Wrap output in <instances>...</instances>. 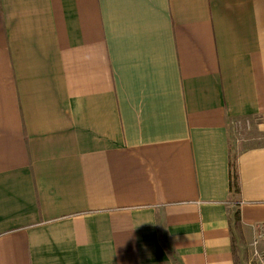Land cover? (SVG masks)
Listing matches in <instances>:
<instances>
[{
    "label": "crops",
    "instance_id": "1",
    "mask_svg": "<svg viewBox=\"0 0 264 264\" xmlns=\"http://www.w3.org/2000/svg\"><path fill=\"white\" fill-rule=\"evenodd\" d=\"M239 121L264 136V0H0V264H264Z\"/></svg>",
    "mask_w": 264,
    "mask_h": 264
},
{
    "label": "rangeland",
    "instance_id": "2",
    "mask_svg": "<svg viewBox=\"0 0 264 264\" xmlns=\"http://www.w3.org/2000/svg\"><path fill=\"white\" fill-rule=\"evenodd\" d=\"M230 144L233 149L241 150L245 147H250L254 145H263L264 136L258 135L254 130L252 123L239 121L235 125H230ZM243 244L240 246L241 253V264H261L259 258L252 256L250 250L252 245L244 244V241H241Z\"/></svg>",
    "mask_w": 264,
    "mask_h": 264
},
{
    "label": "trees",
    "instance_id": "3",
    "mask_svg": "<svg viewBox=\"0 0 264 264\" xmlns=\"http://www.w3.org/2000/svg\"><path fill=\"white\" fill-rule=\"evenodd\" d=\"M230 190L235 193L239 191L238 175L233 162L230 163ZM235 222H239V215L237 213L235 216Z\"/></svg>",
    "mask_w": 264,
    "mask_h": 264
},
{
    "label": "built area",
    "instance_id": "4",
    "mask_svg": "<svg viewBox=\"0 0 264 264\" xmlns=\"http://www.w3.org/2000/svg\"><path fill=\"white\" fill-rule=\"evenodd\" d=\"M262 226H264V225H260L256 229V240H255V242L259 239L264 238V229L262 228Z\"/></svg>",
    "mask_w": 264,
    "mask_h": 264
}]
</instances>
